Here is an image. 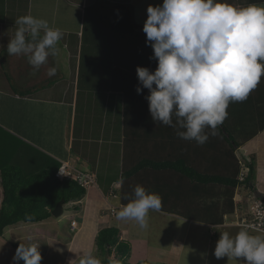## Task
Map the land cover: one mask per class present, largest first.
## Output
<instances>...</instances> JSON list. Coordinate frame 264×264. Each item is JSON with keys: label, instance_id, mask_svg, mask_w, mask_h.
<instances>
[{"label": "crops", "instance_id": "1", "mask_svg": "<svg viewBox=\"0 0 264 264\" xmlns=\"http://www.w3.org/2000/svg\"><path fill=\"white\" fill-rule=\"evenodd\" d=\"M98 3L99 10L106 8L107 13L96 16L97 11L86 12L87 6ZM162 3L163 0H0L1 135L8 143H21V149L14 145V162L25 164L29 169L48 167L51 157L94 174L96 185L90 186L80 200L83 220L92 208L93 191L104 198L102 216L111 206L118 209L122 171L142 160L161 162L173 156V159L187 157L199 168L208 163L207 158H191L196 149L200 151V147L203 149L206 145L183 140L172 127L157 125L145 99L149 90L140 85L141 93L136 91L137 66L157 67L154 58L155 65H149L153 49L146 43L143 25L147 7ZM29 14L47 20L50 27L63 33L58 56H50L48 63L35 72L26 57L7 54V43L18 28L16 19ZM96 21L104 28H93ZM136 35L140 40L137 44ZM52 66L57 67V74L48 77L47 68ZM116 70L119 74L112 86L111 75ZM9 85L26 95L14 92ZM258 134L242 147H249L259 136L264 137L263 130ZM187 150L191 155L188 156ZM166 172L162 170L163 174ZM255 180V192L264 194V168L258 174L256 170ZM141 185L149 189L144 181ZM0 188L2 197L1 183ZM237 204L235 215L239 217ZM158 212L177 216L189 224L211 228L224 225L204 224ZM228 216L231 215L224 216V222ZM101 224L96 227L95 237L98 230L109 223ZM231 224L237 226L234 222ZM220 233L215 229L211 231L216 239ZM197 239L199 242V236ZM185 241L186 238H174L175 250L169 254H174L175 259L170 260L175 264L182 255Z\"/></svg>", "mask_w": 264, "mask_h": 264}, {"label": "clouds", "instance_id": "2", "mask_svg": "<svg viewBox=\"0 0 264 264\" xmlns=\"http://www.w3.org/2000/svg\"><path fill=\"white\" fill-rule=\"evenodd\" d=\"M15 24L18 28L7 43L8 55L26 57L34 72L50 56H58L60 29L30 14L18 17ZM143 32L157 67L150 71L137 66L136 91L141 93L140 85L149 90L145 99L152 120L172 127L183 140L203 145L210 136H218L229 104L247 100L264 77V4L238 7L228 0H163L162 5L147 7ZM57 71L56 66L49 67L47 76ZM162 207L158 193L137 184L129 202L114 214L117 221H135L147 228L149 212ZM38 247V243H19L13 261L41 264ZM214 256L264 264V235L244 228L235 235L222 232ZM78 264H102V260L88 249Z\"/></svg>", "mask_w": 264, "mask_h": 264}, {"label": "trees", "instance_id": "3", "mask_svg": "<svg viewBox=\"0 0 264 264\" xmlns=\"http://www.w3.org/2000/svg\"><path fill=\"white\" fill-rule=\"evenodd\" d=\"M258 1L262 0H228L229 3L238 7L255 4ZM98 5L100 6L99 3L87 6L86 12L89 14L97 11L96 16L105 14L106 8L99 10ZM85 27L88 28L89 25L87 27L85 23ZM93 28L98 30L104 27L101 22L96 21ZM135 40L136 44L140 42L137 35ZM150 63L149 65H155L154 59ZM149 68L150 71H154L156 67ZM118 71H114L111 75L112 86L119 74ZM263 84L264 81H260L247 100L230 103L227 109L228 117L232 112L235 115L219 126L218 136H210L211 140L208 141L206 148L215 149L228 160V162L225 160L224 170L205 172L204 170L211 164L207 163L205 168L195 167L187 157L173 159V156H170L161 162L142 160L132 168L122 171L121 204L129 202V198L134 195V187L137 184L141 185L144 181V185L149 187V189L145 188L147 191L158 193L162 197L163 207L160 211L204 224L222 225L224 216L233 214L236 209L235 194L239 186L244 185L257 191L253 183L256 177L255 156L245 162L247 171L244 173V178L240 179L242 166L235 150L236 147L245 145L261 130L264 131ZM9 86L14 92L26 95L13 85ZM231 122L238 126L241 122L240 127L246 124L252 126L256 122H259V125L247 133V130L245 132L230 131L229 126H234ZM2 129L0 127V130ZM14 150L15 146H10L0 131V183L2 186L0 236L4 234L7 227L16 223H38L53 216L52 210L61 199H64V205L72 203L75 210L81 209L80 200L85 196L86 189L74 180L56 177L55 172L60 165L58 161L49 157L51 161L48 167L28 171L25 164L14 162L16 158ZM216 166L219 167V164ZM162 170L167 172L163 174ZM122 237L123 233L117 226H104L98 230L96 248L102 255L103 262L107 263L109 256L114 254L118 260L117 264H132L126 260L119 261L131 252L130 243ZM133 264L152 263L142 259Z\"/></svg>", "mask_w": 264, "mask_h": 264}, {"label": "rangeland", "instance_id": "4", "mask_svg": "<svg viewBox=\"0 0 264 264\" xmlns=\"http://www.w3.org/2000/svg\"><path fill=\"white\" fill-rule=\"evenodd\" d=\"M255 4L262 5L264 4V0L258 1ZM261 81H264V78ZM234 115L232 112L231 116L227 117V119ZM228 124L230 125V122ZM231 124L234 126H229L230 131L241 130L245 132L247 130L248 133L252 129H255L259 125V122L254 123L252 126L246 124L241 127V122H239V126L238 124H233V122ZM9 143L12 147L16 145L20 148L21 146V143ZM204 145H207V143L202 146ZM198 149H196V153H193L191 158L193 159L194 156H197L198 160L202 157L207 158L208 161H212L208 162L211 165L205 170H209L210 167L212 168L209 170L211 172L214 170L215 172L224 170L223 165H225V160L226 162L228 160L223 155L212 148L204 147L202 149L200 147V151ZM187 151L188 156L191 155V151ZM235 153L242 166L240 176L247 171L244 165L245 162L251 160L252 156H255L258 174L264 168V137L259 136L249 147H236ZM216 164H219V167ZM202 168H205L204 165ZM28 171H33V168L29 169L28 167ZM254 180L253 183L255 184L257 180ZM249 189L242 185L236 190L235 201L237 200L236 202L238 203V220L242 217H252L254 205L258 202L257 197L261 195ZM104 203V198L99 196L96 191H93V195L91 196L92 208H89L88 213L84 215V218L85 216L87 217L86 220H83V215L79 212L80 210H75L71 203H69L64 207L63 214L58 217L51 216L49 219L38 223L19 222L7 227L4 234L0 236V264H17L12 258L21 242L38 243V250L42 255L41 264H78L79 256L88 249L94 251V254L102 260V264H117L118 260L114 254L109 256L107 263L103 262V257L96 248V227L102 225L101 223L104 222H108L109 226L120 228L124 235L122 238L127 240L131 245L130 254L127 257L118 258L119 261L126 260L133 264L146 259L152 264H175V261L172 262L170 260V258L175 259L174 254L171 256L169 252L175 250L174 238L179 237L186 238V241L182 255L178 259V264H244L243 258H239L238 260L228 259L227 257L217 259L214 256V249L218 239L211 235L213 229L219 230L221 233L228 232L231 235H235L241 230L240 227L231 224V222L237 220L235 215L237 211H234L233 214H230L231 216L226 218L223 226L215 228H211L208 225L189 224L188 222L181 221L177 216L150 211L148 227L141 228L135 221H117L115 214L111 215L108 213L103 215L105 216L103 217L100 212ZM109 210L107 208L105 212L107 213ZM73 221H76V225L72 223ZM108 225L105 224V226ZM28 235L33 237L32 241L25 239ZM254 235L262 234L255 232ZM198 236L200 238L199 242L197 241ZM179 244L181 246V243ZM166 256L169 259H166ZM18 264H24V261L21 259L18 261Z\"/></svg>", "mask_w": 264, "mask_h": 264}, {"label": "built area", "instance_id": "5", "mask_svg": "<svg viewBox=\"0 0 264 264\" xmlns=\"http://www.w3.org/2000/svg\"><path fill=\"white\" fill-rule=\"evenodd\" d=\"M55 175L59 179L74 180L84 188H89L90 186L96 185V179L93 173L79 170L78 168L65 161L61 162L55 172ZM243 178L244 174L240 176V179ZM257 201L258 202L255 203L253 208L252 217H242L240 220H238L239 217H237V220H235L234 223L237 226L244 228L248 231L258 232L264 235V202L262 201L261 197H257ZM109 209V212L106 213L105 210L103 211V213H109L111 215H114V210H117V206H111ZM72 223L76 225V221H73Z\"/></svg>", "mask_w": 264, "mask_h": 264}, {"label": "water", "instance_id": "6", "mask_svg": "<svg viewBox=\"0 0 264 264\" xmlns=\"http://www.w3.org/2000/svg\"><path fill=\"white\" fill-rule=\"evenodd\" d=\"M261 199L264 202V195H261ZM64 212V199H61L52 210V215L55 217L60 216Z\"/></svg>", "mask_w": 264, "mask_h": 264}]
</instances>
